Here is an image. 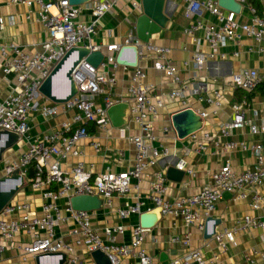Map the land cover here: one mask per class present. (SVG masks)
Masks as SVG:
<instances>
[{"label":"built area","instance_id":"built-area-1","mask_svg":"<svg viewBox=\"0 0 264 264\" xmlns=\"http://www.w3.org/2000/svg\"><path fill=\"white\" fill-rule=\"evenodd\" d=\"M119 1L93 0L73 6L68 0H9L11 4H21L27 8L37 6L38 20L47 29L49 37L33 54L23 52L13 43L0 44L2 74L5 77L13 76L15 84L13 93L6 98L1 97L0 91V149L8 142L7 133L16 135L19 141L28 142L27 149L17 159L5 161L3 179L6 185L20 189L25 181L26 170L33 167L36 177L31 187L40 193L43 201L40 215L31 210L28 202L20 205L10 202L0 212V263L5 251L14 249L18 254V261L14 264H27L29 258L39 256H53L45 259L53 262L45 264H58L60 260L58 255L61 254L65 256L63 264H79L80 259L75 251L77 248H83L88 254L100 251L108 257L110 264H121L124 260L131 262L128 264H153L151 256L143 249L150 230L142 229L140 226L133 228L130 232V243L125 244L119 242V238L125 233L124 227L116 225L104 228V237L101 238L91 222L94 212L74 211L69 200L77 196L96 197L110 208L115 197H122L132 190H138L144 174L158 165L160 160L171 156L167 148L154 147L158 138L154 133L153 122L164 108V97L167 96L170 101L177 102L182 112L192 110L187 103L189 99L219 109L221 94L215 89L208 91L206 84L196 80L181 81L177 76V69L171 63L170 49L150 42L141 43L134 35H129L121 44H109L104 50L90 44L100 19L110 13ZM182 1L185 4L184 17L189 22L184 34L190 37L196 46L197 51L192 61L198 70L208 60H225V54L219 53V49L225 48L229 43L238 44L243 38L252 40L258 51L264 55V17H259L254 8L248 7L251 17L249 23H238V15L221 9L217 0ZM235 1L241 5V9L244 7L245 0ZM83 12L90 14L92 17L90 22L80 21ZM198 13L208 14L215 19V23L200 21ZM9 23L13 24L11 20ZM4 27L5 22L0 19V32ZM197 33L202 34V39L209 48L207 55L198 51L200 41L195 38ZM123 46L136 47L138 62L141 59L152 61L154 70L169 78L176 88L166 94L157 92L152 84L145 82V74L137 66L133 69L126 96L112 99L108 91L116 85L115 72L121 67L116 64V55ZM77 48H86L91 53L101 52L102 62L97 68L87 64L85 59L79 62L71 74L76 94L67 102L39 103L41 99L48 101L39 93L43 82L66 54ZM127 56H130V53ZM212 84L215 85L216 81L213 80ZM229 84L233 90L250 93L264 84V75L254 70H242L230 76ZM67 92L68 89L63 87L56 95L63 96ZM101 97L104 106L97 104ZM117 104L129 106V120L135 124L138 131L128 138L134 150L132 169L114 173L107 168L102 173L92 174L91 171L85 170L82 162H78L70 172L60 171L58 166L61 161L82 156L77 146L81 142L90 141L87 124H94L96 128L102 130L111 127L107 110ZM245 108V102L232 107L231 120L221 126L223 137L228 138L233 130L245 129L253 136L264 135V118L259 119L257 124L252 123L245 118ZM68 112L75 113L69 120L60 124V131L30 141L32 114H38L49 121L61 113ZM194 113L202 124L209 117L205 111ZM118 130L119 135L124 137L125 129ZM168 131V128L163 129L164 134ZM188 138L195 143L199 141L198 151H205L209 142L222 153L234 150L250 151L257 158V164L250 170L235 174L227 161L218 172L209 175V184L199 193L172 202L165 199L168 189L165 171L154 172L149 182V200L154 206L153 209L159 210L160 217L179 218L186 229L195 228L202 233L222 194H232L237 200H245L247 189L253 191L251 209L259 210L261 197L257 190L264 185V146L233 141L221 145L218 141H213L207 133L199 138L195 133ZM90 146L95 152L100 149L95 141H91ZM175 168L189 175L193 174L184 161H180ZM16 172L19 178L16 181H9ZM53 186L56 188L53 189ZM61 200L65 201L63 207L58 205ZM143 206V203L136 202L125 209H117L116 215L121 221L140 216L143 214ZM241 228L264 231V217L256 219L244 216ZM21 232L28 237V243L14 245ZM235 233V230H224L215 234L213 238L218 247L226 251L227 247L235 245ZM189 236L190 234L186 233L171 240L174 244H181L186 253L166 264H213L212 260L205 259L201 250L190 249ZM254 257L264 261V253L252 252V256H247L245 262L254 264Z\"/></svg>","mask_w":264,"mask_h":264},{"label":"crops","instance_id":"crops-1","mask_svg":"<svg viewBox=\"0 0 264 264\" xmlns=\"http://www.w3.org/2000/svg\"><path fill=\"white\" fill-rule=\"evenodd\" d=\"M54 1V0H52ZM142 0H120L110 13L104 15L97 26L96 34L91 38L90 44L98 46L102 50L109 44H121L129 36L134 35V24L138 16L141 15ZM261 6L259 17H264V0H259ZM248 7H252L245 1L237 17L238 23H249L251 17ZM253 8V7H252ZM255 9V8H254ZM185 4L182 0H164L163 12L168 21L164 29L159 34L154 35L150 43L159 47L168 48L171 51L170 60L177 69V76L183 82L196 80L199 83L207 85L208 91L215 89L221 94V106L215 109L212 106L198 104L192 99L188 100V105L193 111H205L209 114L208 119L202 124V129L197 133L201 137L207 133L213 141L219 144L226 142H243L247 145L260 144L264 146V135L253 136L245 130H233L228 138L221 135V126L231 120L232 107L242 102L246 103L245 118L254 124L264 118V84L260 85L257 91L251 93L248 99H243L230 87V76L242 70H254L260 75H264V55L261 54L256 45L250 39L243 38L238 44L229 43L225 48L219 49V53L225 54V60H208L204 66L198 70L193 65V56L196 46L192 39L184 34V30L189 25L184 17ZM37 6L27 8L21 4H11L9 0H0V19L5 22L4 29L0 32V44H16L20 49L33 54L39 50L41 44L48 39L47 29L38 20ZM200 21L204 23H215V19L206 13H198ZM88 12H83L80 21L88 23L91 21ZM196 18V16H195ZM13 24H10L9 21ZM195 38L200 41L198 51L207 55L209 48L202 39V34L197 33ZM2 61L0 60V91L1 97L6 98L13 93V76L5 77L2 74ZM138 67L145 74V82L152 84L157 92L168 93L176 87L171 80L161 72L154 70L153 63L149 59H141ZM133 69L118 68L115 72L116 85L108 93L112 99L125 97L127 88L130 85V79ZM215 80L216 84H212ZM64 87L61 76L55 78L52 91L57 94ZM48 100V99H47ZM52 103L43 99L39 103ZM99 106H104L103 98L97 100ZM180 112V105L177 102L170 101L167 96L164 97V108L160 110L157 118L153 122V129L158 142L154 147L167 148L170 157L162 159L159 164L147 171L138 190H132L128 195L115 197L112 207L102 205V208L95 211L92 217V225L97 230L98 235L103 238L104 228L122 225L124 235L119 238V242L128 244L131 237L130 232L133 228L139 226L140 216H133L121 221L117 215V209H125L134 205L136 202L144 204L142 212L147 209H153L154 206L149 200V182L151 175L156 171H167L170 167H175L180 161H184L187 168L192 170L189 175L183 172L184 176L180 183H174L166 179L167 193L165 199L169 202L178 198L191 197L199 193L209 184V175L218 172L225 164L229 162L235 174H240L246 170L252 169L257 164V158L250 151L234 150L222 153L213 143H207L205 151H198V142H192L190 138L179 140L172 129L171 117ZM75 112L61 113L56 118L49 121L44 120L38 114H32L30 119V141L37 137L60 131V124L69 120ZM124 137L119 135V128L112 126L107 130L98 129L94 124H87L86 129L90 141L78 144V149L82 152L80 158H68L59 163V170L68 173L73 166L82 162L87 171L92 174L102 173L109 168L114 173L126 172L133 167L134 150L128 142V138L137 134V127L129 118L126 125ZM169 131L164 134L163 129ZM95 141L100 149L95 152L90 146V142ZM8 143V142H7ZM6 143V144H7ZM5 144V146H6ZM28 146L26 140L15 141L0 157V180L3 179V166L6 160L17 159ZM166 178V177H165ZM56 188L55 186L52 187ZM261 197L259 210H252L250 207L253 191L247 189V198L237 200L235 195L224 193L221 199L216 203L215 210L211 218L218 222L215 228V234L224 230H235V245L227 247L226 251L221 250L215 239H205L204 233L198 232L195 228L186 229L179 218H162L155 228L147 234L143 249L151 256L153 264H166L174 258L181 257L186 253V249L181 244H174L171 240L175 237H182L186 233L190 234V249H199L205 259L212 260L213 264H247L245 258L252 256V252L264 253V231L259 229L241 228V221L244 216H250L256 219L264 217V185L257 190ZM13 204H22L28 202L32 211L40 215V207L43 203L41 195L32 189L31 185L23 182L16 195L11 201ZM59 207L65 205V201L58 202ZM155 240V242H153ZM29 239L21 232L14 242L28 243ZM76 255L80 259L79 264H94L83 248L76 249ZM254 264H264V261L254 257ZM18 261V254L14 249H8L2 256L0 264H14ZM44 263H51L52 260H45ZM125 260L121 264H128ZM27 264H36V258H29Z\"/></svg>","mask_w":264,"mask_h":264},{"label":"water","instance_id":"water-1","mask_svg":"<svg viewBox=\"0 0 264 264\" xmlns=\"http://www.w3.org/2000/svg\"><path fill=\"white\" fill-rule=\"evenodd\" d=\"M93 0H68L70 5L79 6ZM218 6L228 12H233L239 15L241 5L235 0H217ZM164 0H142L141 15L137 17L134 24V36L141 43L147 44L154 35L160 33L167 24V17L163 12ZM130 53V56L127 54ZM138 50L136 47H121L116 55V64L121 67L134 69L138 66ZM94 68H97L103 60L101 52L91 53L86 48L73 49L54 67L50 76L43 82L39 88V93L54 104H62L70 100L76 94L75 84L71 78V74L81 60ZM61 76L64 87L68 89L67 94L58 96L53 93L52 85L56 77ZM130 115L129 106L127 104H117L107 110V117L111 126L115 129L121 128L127 124ZM172 129L179 140H184L189 136L198 133L202 129V121L194 113L188 109L178 112L171 117ZM8 143L4 148L0 149L1 154L15 141L18 140L16 135L7 133ZM183 172L178 171L175 167L167 169L165 177L168 181L180 183L183 179ZM16 172L11 180L18 179ZM22 181V179H21ZM5 179L0 180V212L5 206L10 203L16 195L18 188L6 185ZM9 183V182H8ZM70 207L74 211L79 212H95L102 208V201L96 197L77 196L69 200ZM160 221L159 210L155 209L150 212H145L140 215L139 226L142 229L151 230L156 227ZM218 222L210 218L204 229V238L211 239L215 235V228ZM60 260L58 264H63L65 256L58 255ZM53 256L36 257V264H45L43 261L46 258ZM90 258L94 264H110L108 257L100 251H95L90 254Z\"/></svg>","mask_w":264,"mask_h":264},{"label":"trees","instance_id":"trees-1","mask_svg":"<svg viewBox=\"0 0 264 264\" xmlns=\"http://www.w3.org/2000/svg\"><path fill=\"white\" fill-rule=\"evenodd\" d=\"M246 2H248V4L250 6H252L253 8H255L256 12L258 14H260V11H261V6L259 4V0H245ZM260 88V87H259ZM259 88H257L255 91H257ZM263 90V93H264V87L262 88ZM253 91V92H255ZM253 92H244L242 90H236V93L239 94V96L243 99H248L249 95ZM36 177V172L34 170L33 167H29L27 170H26V175H25V182H27L29 185H31L34 181Z\"/></svg>","mask_w":264,"mask_h":264}]
</instances>
